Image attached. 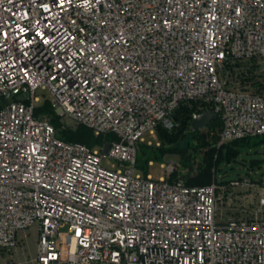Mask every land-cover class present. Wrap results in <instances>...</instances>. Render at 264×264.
<instances>
[{
	"label": "built area",
	"instance_id": "1",
	"mask_svg": "<svg viewBox=\"0 0 264 264\" xmlns=\"http://www.w3.org/2000/svg\"><path fill=\"white\" fill-rule=\"evenodd\" d=\"M39 90L115 137H58ZM190 101L218 114L219 143L264 135V0H0V264H264V182L227 218L218 184L171 177L177 161L137 171L138 142ZM30 228L36 254L16 261Z\"/></svg>",
	"mask_w": 264,
	"mask_h": 264
},
{
	"label": "trees",
	"instance_id": "2",
	"mask_svg": "<svg viewBox=\"0 0 264 264\" xmlns=\"http://www.w3.org/2000/svg\"><path fill=\"white\" fill-rule=\"evenodd\" d=\"M43 107H46V114L50 117L52 124L56 129L58 137L67 141H76L84 143L92 148L101 147L105 142L112 140L115 136L113 134H97L94 130L86 125L80 124L74 128L64 126L61 121V116L56 113L50 101L46 100ZM41 105L35 108V114L38 115L43 108ZM204 108L198 102L190 101L183 102L177 107L173 113V126L167 128L158 126L156 131V140L149 144L146 143L150 149L137 152V161L159 160L167 154L179 155L180 159L177 161L175 170L171 173V177H183L188 184L205 185L212 182L218 184V190L223 191L224 204L230 199L231 182L238 179L228 178L226 174L220 175L222 170L220 163L222 161L231 162L236 159L238 151L241 146L256 147L258 144L264 142V135L256 137H244L241 139H233L219 143V131L221 128V120L219 118L203 128L194 130L192 128V114L200 112ZM225 148V150H224ZM196 151L201 152L202 159L196 161ZM190 159H192L190 161ZM258 164V163H257ZM183 167L187 169L185 172ZM147 173V170L144 171ZM263 174L255 179L251 175V179L257 183L264 182ZM221 199V198H220ZM228 212H232L234 216L238 217L242 214L240 210L232 211L228 208Z\"/></svg>",
	"mask_w": 264,
	"mask_h": 264
},
{
	"label": "rangeland",
	"instance_id": "3",
	"mask_svg": "<svg viewBox=\"0 0 264 264\" xmlns=\"http://www.w3.org/2000/svg\"><path fill=\"white\" fill-rule=\"evenodd\" d=\"M39 94L41 95V100L37 103L38 106L41 105L42 107L45 105L46 100L50 101V94L46 93L43 94V90H39ZM56 111V110H55ZM47 110L46 107L42 108V111L39 112V116H42L43 114H46ZM57 113V111H56ZM58 114V113H57ZM64 126L67 127H76V126H69L67 123H65L61 119ZM78 126V125H77ZM261 137L256 136V139H260ZM156 139H154L155 141ZM138 152H141L143 150H148V155H150V147L148 148L146 143L144 142H138L137 144ZM225 150V148H224ZM196 158H194L196 161L202 159V154L199 151H196ZM180 159L179 155L176 154H167L165 157H162L159 160H153L154 164L152 166L149 165L145 161H137V171H146L152 172L155 176H158L163 173L162 168L160 167V163L166 164L169 160H175L178 161ZM192 159H190L191 161ZM116 160L114 158H110L108 156H105L103 159L104 165H111V163H115ZM258 163V164H257ZM222 170L219 172L220 175L226 174L228 178L238 179L239 177H243L241 180H239V183H231L230 191L231 194L229 201L224 204L223 198V191L220 193V198L218 200V207H219V213H223L225 217L232 218L234 217V214L232 212H228V208H231L232 211H237L239 208L244 207L245 209L249 207H254L258 201L261 186L255 184V182L251 179L254 177L257 179L258 177L263 174L264 176V142L258 144L256 147H245L241 146L238 154L236 156V159L232 160L231 162L222 161L220 163ZM183 170L186 172L187 169L183 167ZM264 178V177H263ZM247 215V212H243V215ZM24 237L22 240V251L25 252V254H22V256H19V260H24L27 258V251H33L35 246V238H36V231L34 228H30L24 231H21V234ZM26 233V234H25Z\"/></svg>",
	"mask_w": 264,
	"mask_h": 264
},
{
	"label": "water",
	"instance_id": "4",
	"mask_svg": "<svg viewBox=\"0 0 264 264\" xmlns=\"http://www.w3.org/2000/svg\"><path fill=\"white\" fill-rule=\"evenodd\" d=\"M218 118V114L212 109H204L200 112H194L192 114V128L198 130L200 128L210 125L213 120ZM104 151H107V146L104 148Z\"/></svg>",
	"mask_w": 264,
	"mask_h": 264
},
{
	"label": "crops",
	"instance_id": "5",
	"mask_svg": "<svg viewBox=\"0 0 264 264\" xmlns=\"http://www.w3.org/2000/svg\"><path fill=\"white\" fill-rule=\"evenodd\" d=\"M26 234V233H25ZM23 237H24V233L23 235L21 234V232L19 233V243H18V246L16 249L13 250V259L16 260V261H20L19 260V256H22V254H25L24 251H22V240H23ZM36 243H37V237L35 238V246H34V249L33 251H27V258H31V257H34V255L36 254ZM9 259L8 257V253L6 251L3 252V255L1 257V260H0V263H6L7 260ZM10 260V259H9ZM22 260V259H21ZM23 261V260H22ZM26 264H31L30 262L26 263Z\"/></svg>",
	"mask_w": 264,
	"mask_h": 264
}]
</instances>
